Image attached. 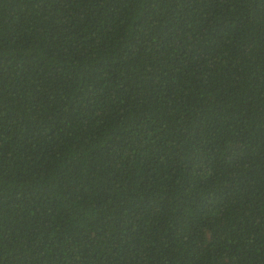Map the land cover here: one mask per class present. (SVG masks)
Listing matches in <instances>:
<instances>
[{
	"label": "trees",
	"instance_id": "trees-1",
	"mask_svg": "<svg viewBox=\"0 0 264 264\" xmlns=\"http://www.w3.org/2000/svg\"><path fill=\"white\" fill-rule=\"evenodd\" d=\"M0 264H264V0H0Z\"/></svg>",
	"mask_w": 264,
	"mask_h": 264
}]
</instances>
